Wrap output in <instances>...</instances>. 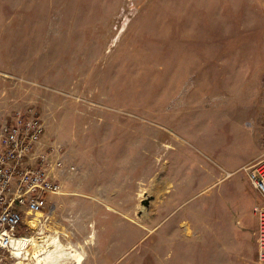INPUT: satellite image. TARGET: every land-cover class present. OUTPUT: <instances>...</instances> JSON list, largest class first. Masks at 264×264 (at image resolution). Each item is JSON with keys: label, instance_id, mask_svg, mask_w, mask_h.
I'll list each match as a JSON object with an SVG mask.
<instances>
[{"label": "rangeland", "instance_id": "obj_1", "mask_svg": "<svg viewBox=\"0 0 264 264\" xmlns=\"http://www.w3.org/2000/svg\"><path fill=\"white\" fill-rule=\"evenodd\" d=\"M14 109L77 167L23 216L64 247L52 263L264 264L231 202L251 205L234 169L264 156V0H0V117Z\"/></svg>", "mask_w": 264, "mask_h": 264}, {"label": "built area", "instance_id": "obj_2", "mask_svg": "<svg viewBox=\"0 0 264 264\" xmlns=\"http://www.w3.org/2000/svg\"><path fill=\"white\" fill-rule=\"evenodd\" d=\"M44 130L41 116L31 109H14L0 117V264H21L17 252L24 247L18 240L28 235L29 228L23 216L36 220L46 196L61 191L60 176L77 171L73 163L65 162L60 145L42 143ZM242 169L260 196L252 213L256 218V260L264 263V156ZM19 227L24 228L23 233H18Z\"/></svg>", "mask_w": 264, "mask_h": 264}, {"label": "bare ground", "instance_id": "obj_3", "mask_svg": "<svg viewBox=\"0 0 264 264\" xmlns=\"http://www.w3.org/2000/svg\"><path fill=\"white\" fill-rule=\"evenodd\" d=\"M41 238L42 239L40 240V237L38 239H35L34 237H29L25 235L18 240L19 242L18 245L24 247L22 252L21 251L17 252L19 256H22L21 257L22 259H20L21 264H29V263L34 264L35 262L36 264H54L52 263L54 259L57 256H60L62 252L63 253L66 252V251L64 252V247L56 237L44 235ZM29 247H32L34 251L31 252V250H29ZM62 249L63 251L61 253H57V254L54 253V251L58 252L59 250L61 251ZM69 254H71V257L74 258L77 264H80V261L82 260V254L78 249L77 250L72 249V251ZM24 259L27 260L23 261Z\"/></svg>", "mask_w": 264, "mask_h": 264}, {"label": "crops", "instance_id": "obj_4", "mask_svg": "<svg viewBox=\"0 0 264 264\" xmlns=\"http://www.w3.org/2000/svg\"><path fill=\"white\" fill-rule=\"evenodd\" d=\"M254 114L257 115L258 113L255 111ZM257 120H258V117L256 118L255 130H257V127L259 128L260 121H257ZM258 132L259 131L257 130V134H258ZM258 151H259V146H258V143L256 142V150H255V152H253V153H251L249 155H246L243 159H241L238 162L237 167L234 170L239 169L242 165L246 164L247 162H249V161H251V160H253L255 158H258L260 156ZM231 172L232 171H226V174L222 177V179H224L225 177L229 176L231 174ZM236 186L238 188L237 183H236ZM253 190H254V196H253V201H252L251 205L243 206L241 203L238 202L239 200L242 199L241 194H240V191L237 192V199L235 201H234V199H232L231 202H232L233 208H235V209L237 208V212L238 213H240V210H244L245 208H246V212L249 211L248 212L249 217L247 218V220H248L247 222H251V219H253L254 221L252 220L251 223L253 225V228L256 229V218H255L254 214L252 213V206L254 205L255 201L259 199L260 196H259L258 192L254 188H253ZM221 196L222 197L218 198L219 199V204L221 203V205L225 207L226 206L225 201H228V200H227L226 197H223V195H221ZM248 207H249V209L247 210ZM225 219L227 220V222H230V220H228L227 218H225ZM241 219H242L243 224H244V218H243V216H242ZM223 220H224V218H223ZM233 220L234 219H232V223L234 222ZM236 223H237V225H236L237 229L240 230V227L238 225V224H240V220L239 221L237 220ZM241 226H242V222H241ZM221 228L224 229V227H221ZM232 228H233V226H232Z\"/></svg>", "mask_w": 264, "mask_h": 264}, {"label": "trees", "instance_id": "obj_5", "mask_svg": "<svg viewBox=\"0 0 264 264\" xmlns=\"http://www.w3.org/2000/svg\"><path fill=\"white\" fill-rule=\"evenodd\" d=\"M23 231H24V230L22 229V227H19V228H18V233H23Z\"/></svg>", "mask_w": 264, "mask_h": 264}]
</instances>
